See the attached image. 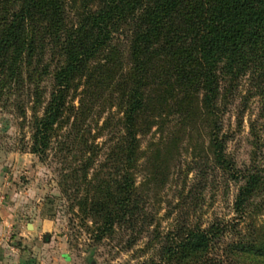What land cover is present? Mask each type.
I'll return each instance as SVG.
<instances>
[{"label": "trees", "instance_id": "trees-1", "mask_svg": "<svg viewBox=\"0 0 264 264\" xmlns=\"http://www.w3.org/2000/svg\"><path fill=\"white\" fill-rule=\"evenodd\" d=\"M244 79L264 130V0H0V110L28 122L30 152L62 164L59 185L97 241L147 238L140 264H264L252 214H264V161L239 167L224 129ZM196 131L186 177L201 178L182 200L228 176L236 218L181 207L162 229L145 189L166 184L181 133Z\"/></svg>", "mask_w": 264, "mask_h": 264}, {"label": "rangeland", "instance_id": "rangeland-1", "mask_svg": "<svg viewBox=\"0 0 264 264\" xmlns=\"http://www.w3.org/2000/svg\"><path fill=\"white\" fill-rule=\"evenodd\" d=\"M247 90L248 82L244 79L231 97L224 116V129L231 137L228 152L242 169L255 161H264L260 99L248 100ZM253 123L261 135L260 142H257ZM180 137L166 184L151 183L150 189H145L149 207L158 211L162 229L177 221L181 207L193 216L201 214L205 222L215 215L227 220L236 218L233 200L238 185L228 176L216 177L213 173L202 201L198 196L199 199L188 202L182 200L181 190L190 189L201 178L197 168L186 177L198 154L194 146L200 137L197 131L181 133ZM157 138L158 133H151L144 138L143 147ZM30 141L28 122L19 118L14 110H0V264H140L153 255V250L145 245L146 237L132 247L126 242L129 235L123 239L117 235L97 241L92 230L82 222L78 207H73L72 200L59 185L62 164L53 155L42 160L30 152ZM143 177L139 180L143 181ZM172 207L176 209L167 215ZM251 209L253 211L254 207ZM252 214L259 223L264 219V214ZM244 226L242 223L241 228Z\"/></svg>", "mask_w": 264, "mask_h": 264}, {"label": "flooded vegetation", "instance_id": "flooded-vegetation-1", "mask_svg": "<svg viewBox=\"0 0 264 264\" xmlns=\"http://www.w3.org/2000/svg\"><path fill=\"white\" fill-rule=\"evenodd\" d=\"M88 264H95L94 262H89Z\"/></svg>", "mask_w": 264, "mask_h": 264}]
</instances>
